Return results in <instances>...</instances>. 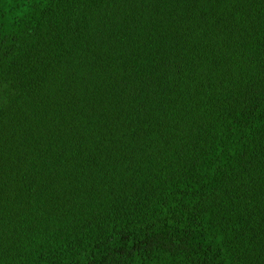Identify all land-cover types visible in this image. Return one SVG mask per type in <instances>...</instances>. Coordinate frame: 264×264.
<instances>
[{"label":"trees","instance_id":"obj_1","mask_svg":"<svg viewBox=\"0 0 264 264\" xmlns=\"http://www.w3.org/2000/svg\"><path fill=\"white\" fill-rule=\"evenodd\" d=\"M0 264H264V0H0Z\"/></svg>","mask_w":264,"mask_h":264}]
</instances>
